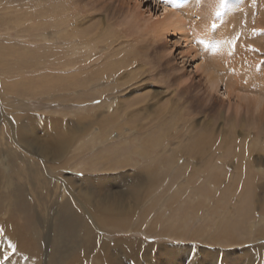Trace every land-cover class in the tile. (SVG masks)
Wrapping results in <instances>:
<instances>
[{"label": "rangeland", "instance_id": "rangeland-1", "mask_svg": "<svg viewBox=\"0 0 264 264\" xmlns=\"http://www.w3.org/2000/svg\"><path fill=\"white\" fill-rule=\"evenodd\" d=\"M53 1L0 0V65L4 64V67L6 68L3 67L5 71H2L0 68V81H2V83L0 82V87L5 88V86L8 87L10 85L12 87V85H14L17 90V93H14V100L16 99L18 104H23L17 106V111L24 108L21 112L16 111L17 113H12V111L6 109L9 104L5 101L1 104L2 100L0 98V150L3 149L7 151V153L12 152L11 156L14 155L13 158H19L15 153V150L19 151L20 149L22 151V149L15 143L13 144L9 136L11 133L9 131L11 126L10 122H14L15 125L13 126L18 129L16 130L15 128V131H18L19 135V130L22 126L20 122L21 119H17V114L19 113L21 115L19 117L23 119L24 125H27L31 136H33L31 137L33 140H30L29 144L27 142L28 140H26L27 143L25 142V144L27 147L31 148L33 144H43V140L45 142V139L49 138L54 140L58 139L59 141L62 139L63 142H60L64 143L63 147L66 145V148L64 147L66 149H64V151H66L65 157L63 156V158H61V154H63V150H61L58 160L53 161L50 159L52 161H45L49 167L53 163L56 165L61 164L64 159L66 162L73 164L74 161V164H76L75 166H72V164L68 163V166H70L69 168L72 166V169H62L63 171L61 173H56L55 175L53 174L55 172L49 170V168L45 171L33 169L32 173L29 171L30 175L28 172H18V169L20 171L23 170V167L25 169L26 165L29 167V164H31L30 160L25 161L26 163L23 161L20 163L19 160L14 159L16 163L13 164L11 162L9 169L4 168V171H6L5 173H10L15 180V185L13 187L11 186L9 191L23 189L24 193H30L31 197L36 196L37 193V196H40L41 199L38 209L44 213L50 212L49 214L51 215H54L55 211L59 210L62 206L69 211V215L72 214V212L81 213L79 210V203L76 204V197L78 200L83 201L84 197L82 196L81 191L89 186L96 189L98 188L97 191H100L99 193H103L109 189L117 194L111 199V204L121 200L123 206L121 211H125L115 214L114 216L118 217L117 219L128 217L130 220H135L136 218V221L139 222L138 214H140L142 210H145L146 214L143 219L145 224L140 221L135 228L132 227L131 230H127V232L125 229L122 230L120 228L121 222L116 224L117 226L107 227L98 224V229L95 226H92V237L95 245L89 249V251L93 250V252L91 254L87 253L86 261L88 264H106L107 259L104 256L103 261L100 262L97 258L100 250L105 249L102 247V243H105L108 248V246L114 245L118 238H121L126 242L123 244L124 247H121V245L116 243L120 246H118L120 255L119 259H117L114 264H136L137 262L138 264H264V220L262 222L260 220V214L264 215V201L260 203V207L258 201V198L262 200L264 194V175L255 174L247 168H242L243 172L239 175L240 172L238 170H240V168L239 165H236L233 156L224 155L223 157H220V163L216 162L215 159L218 157L215 156L212 163L216 162L217 164L215 163L214 167L220 168L218 169L219 175H217V177L220 178V180L222 179L221 185H217V190L213 191L209 203H206L205 201L202 202L203 200L196 192V189L204 187L203 184L206 183L207 179L202 173L197 176L193 175V177L192 175H189L191 172L189 168L191 169V167L201 164L195 161H189L186 163L187 166L184 164V166L179 168V166L183 164V159H178L166 174L163 173L166 171V168H162L160 171L159 166L156 165V167L158 166V174L160 176L157 174L156 177H152L151 180H145L147 178V174L145 173L148 169L147 167H153L155 165L153 164L155 163L154 160L161 159L162 157H158V152H153L148 154L149 157L147 156L146 161L145 159H141L139 154L134 150L137 148L141 150L143 149L135 143L137 141H135V137L142 133L132 130L130 123L127 125L125 124L126 112L139 109L138 116L129 114L130 121L133 118L137 120V124L142 123L145 126V129H152L154 127L152 123H154L156 117L155 111H159V108L165 106V103L170 104L169 99L173 95L175 85L179 81L178 79L181 81L187 79L185 83L192 80L195 83L203 84L201 80H204V78L199 74L201 69L194 72L196 69L195 65L200 64V66H203L207 62V52L204 51V48L207 46L212 48V45L216 44L217 37L216 35L214 37V30L211 29L210 37L201 40L200 35L196 34L198 30L196 28L192 29L190 26L192 23L196 24L200 17L188 18L186 22L187 26L185 25L187 41H184V39L179 37L177 33H170L163 36L164 40L161 39L159 42L153 37V34L150 33L148 28L151 26L152 17L156 18L154 15H159L161 13V6L166 4L164 0ZM202 1L203 0H189L194 10L197 6H202ZM59 6L64 7L65 9L61 8L63 10H60ZM68 8L74 11L70 12ZM39 9L41 10L39 11ZM66 11L68 12L65 13ZM47 12L48 14H46ZM12 14L15 15V17L14 19L9 20L8 17H11ZM19 16H22L25 21L19 22ZM62 20L63 23H61L57 29H51L52 26L49 25L50 22H55L57 25V22ZM13 22L24 24L33 23L34 25L24 30L23 28L16 26V24L14 25ZM41 22H47L48 27L40 32L38 25ZM35 26L36 28L34 29ZM110 30L112 34H107L105 32H109ZM42 32H45L44 35L41 34ZM104 32L107 35H105V38L109 37L107 38L108 40L105 38L103 39L104 36L102 37V35H104ZM92 33L99 35L100 38L98 41H88V38H90ZM66 35H69L70 37L65 39L64 37ZM110 37H112L114 41L113 39H110ZM151 38L153 40L152 44L150 43ZM70 40L74 41V43L69 42ZM204 40L206 44L204 43ZM88 43L91 44L90 48ZM73 51H76L77 54ZM47 53L53 55L56 59L62 58L63 62L73 58L78 60V62L74 61L75 64L66 66L65 68H62L61 66H44L41 68V55H46ZM100 59L102 61H100ZM127 60L133 62V69L138 67L136 77L138 75L140 76L137 77V83L134 86L128 85L127 91H124L122 94L120 93L121 95L115 94L116 92L109 94L106 89L108 84L105 83L104 80H101L94 83L95 85L90 86L82 95L83 97H86V100H90H85L84 102L77 104V101L73 102L76 95L68 90L62 91L58 81L55 79L56 74H58L57 72L60 70L63 71L64 76H67L68 74L72 75L75 71H81L84 73V71H88L90 67H96L99 62L104 64L107 61V66H109L108 70L113 71L119 64H121V62H126ZM24 67H26V70H24ZM143 67H149L150 69L151 67H154L158 69L161 73L159 74L160 79L156 80L155 77L157 72H151L150 69L145 73H141ZM150 72L151 75L147 77V73ZM123 75L125 74L123 73ZM165 76L169 79H175L176 82L172 84L165 78ZM22 80L23 83H19ZM135 81L133 80V82ZM20 85H22L23 88H18ZM12 90L15 91L14 89ZM220 91H222V89H220L219 85V92ZM213 94L215 95V98L218 97L216 98L218 100L222 97L219 93L214 92ZM240 94L245 95L244 92H240ZM55 95L60 96V98L50 97ZM83 97L79 98L83 99ZM121 98H123V102H121V108L118 109L116 114L118 120L115 122H108L106 117L111 113L112 108L118 106V104H113L112 107H109V104L116 101L119 103ZM224 99L227 102L228 99ZM14 100L11 98V101L15 102ZM105 100H108L107 103ZM235 104V99L233 97L230 100L229 112L234 111V107L237 106ZM240 104H243V102H240ZM85 105H87V107H85ZM144 106L148 109L142 110L141 108ZM237 107L240 115L244 116L245 110L243 107L241 105ZM106 113L107 116L105 117ZM201 115L202 114L197 116L196 119L204 120V116ZM149 118H153V120L149 122ZM254 130L255 131L251 132V142L255 141L257 143L260 141L258 146L262 149L264 147V132H261V130ZM150 134L156 135L155 137H157L158 132L157 130H154L153 132L150 130L147 131L146 135ZM239 134H241V132H239L238 135ZM144 135L145 131L141 136ZM67 136H70V138L67 139ZM35 139H37V141H34ZM1 141H3V144ZM163 141L165 142L166 139H163ZM241 142L243 144L237 148L239 151L245 149L243 146L247 141ZM144 146V152L149 153L152 150V145L146 144ZM169 147L168 152L174 148L173 144L169 145ZM245 147L247 150L251 149L249 143H247ZM260 147L259 149L257 148L258 150L251 153L252 161H257V159L262 160L261 166L259 167L257 163L256 168H264V153L260 151ZM132 149L133 152L130 153ZM106 153H110V155H107ZM26 154L32 160L40 161L38 157L29 153ZM118 155L123 156L122 159ZM112 157L113 159L111 160ZM126 157H128L130 161L137 160L135 161V166H130L125 161V163H122L119 168H102L105 163L108 164L110 162L113 164L114 159L119 158L120 160H124ZM165 157H169V155ZM14 165H16L17 169H14ZM201 167H205L206 169L207 166H204L203 164ZM180 171H184V173L179 174ZM1 175L2 172H0V181ZM40 175L43 176V179ZM69 175H71L72 178ZM55 176H58V179H54ZM164 177L166 178V182L164 181ZM223 177H225L226 180L223 179ZM46 178L48 183L49 180H52L53 183H49L50 185L46 183ZM243 178L245 180H243ZM70 179H72V182L69 181ZM68 181L70 184L68 183V187H65L64 183ZM156 182H158L159 186L157 189L151 186L152 184L155 185ZM105 183L107 185H104ZM146 183L150 184V186H147ZM75 184L78 187H76ZM151 190L153 191L151 193L152 195L150 194L147 201L143 202L144 196L146 195L144 192ZM5 191L9 192L8 190H4L0 185V209L3 211H6L4 209L5 202L3 200V194L6 193ZM70 192L73 193L72 197ZM175 194L177 195V198L172 199V197L176 196ZM97 196L99 197V195ZM135 202L140 206L134 205ZM84 203L87 206L88 201H85ZM149 203L150 205L148 206ZM54 206L55 210L53 209ZM88 206L91 208V205ZM29 207H31V204H29ZM91 209L95 215L97 213L96 208L92 205ZM158 218L159 220H157ZM17 220L20 221V218H17ZM256 221H260L262 224L258 223L259 225L255 226ZM231 236L237 238V242L230 241ZM129 239L131 241H128ZM132 241L140 243L141 250H143L142 248L145 250L146 248L150 249L149 252L153 256L144 257V255L141 254L131 256L130 254H133L131 249L133 250V248L130 247V243L127 244V242ZM153 249H162V251L160 254H157V250H154V253L152 252ZM106 250L107 249H105L104 252H106ZM1 251L2 249H0V252ZM122 251L129 253V256H125L127 253L123 255ZM44 252L45 250H41L39 254L42 258ZM58 253L59 251L56 250V248L52 247L50 249V255L53 257L52 264H58L55 262V259L68 255L65 256L67 257V264L69 260L74 257L78 258L76 255L80 254L76 253V255H73L71 252H68L69 254H64L63 252L57 255ZM205 255L207 257H205ZM79 258H81V256H79ZM37 260H39V258Z\"/></svg>", "mask_w": 264, "mask_h": 264}, {"label": "bare ground", "instance_id": "bare-ground-1", "mask_svg": "<svg viewBox=\"0 0 264 264\" xmlns=\"http://www.w3.org/2000/svg\"><path fill=\"white\" fill-rule=\"evenodd\" d=\"M25 1H28V0H25ZM50 1H53V0H50ZM195 1H197V0H195ZM251 1H253V2H251ZM42 2H43V0H42ZM60 2H61V0H60ZM62 2H63V0H62ZM74 2H76V1H74ZM202 2H203L202 6H200V7L197 6V8L194 10V8L190 4L189 0H168V2L166 3L167 5L163 4L161 6V13L159 15H154V17H156V18L152 17V23H151L150 28H148V30L150 31V33L153 34V37L159 42L161 41V39L164 40L163 36H165L166 34H170V33H177L179 35V37H182L184 39V41H187L188 39L186 36V26H187L186 22H187L188 18L191 19L193 17L194 18L200 17L202 19L199 18V20L196 22V24L192 23L190 26L192 29L196 28L198 30L196 32V34L200 35L201 40L204 38L206 39V38L210 37L211 25L214 22L218 25V28L216 30H214V37H215V35L217 37L216 43L220 42L221 40L230 39L237 32L240 33V38L237 41L234 52L231 50V46L227 43H221L220 47L215 52L212 50V48L210 46L205 47L204 51L207 52V56H206L207 62L203 66H200V64L195 65L196 69L194 71V72H197V71H199V69H201L199 74L201 76H203V78H204V80H201V82L203 84L195 83L192 80L189 81L188 83H185L187 79H185V81H181L180 79H178L179 81L175 85L173 95L169 99L170 104L165 103V106L160 107L159 111H155L156 117H155L154 123H152V125L154 126L152 129H147V128L145 129V126L142 123L137 124V120H135L133 118L130 121L129 114L133 115V116L134 115L138 116L139 109L135 110V111H131V112H126V121H125L126 123L125 124L127 125L130 123L132 130H134L136 132H140L143 134L145 131L144 136H141L142 135L141 134V135H138L135 137L136 138L135 141L137 140L135 143L140 148H143L142 150L138 149V148L134 150L139 154L141 159H143V160L145 159V161H146L148 154L153 153V152L154 153L158 152V157H162L161 159H155L154 160L155 163H153V164H155V165L153 167H151V166H150L151 168L147 167L148 169L145 171V173L147 174V178L145 180H149V179L151 180L152 177H156V175L158 174V166H159L160 171L162 168H166V171L163 170L164 171L163 173L166 174L167 172L170 171V168L177 162L178 159H183V164H181L179 166V168L181 166H184V164H186L189 161L190 162L195 161L197 163H200L201 165L191 167V169L189 168V170L191 171L189 175H192V177H193V175L197 176L198 174H201V173L204 174L207 181H206V183L203 184L204 187H199V189L197 188L198 190L196 189V192L200 195L201 199L203 200L202 202L205 201L206 203H209L211 198H212L213 191H216L217 187L219 185H221L222 179L220 180V178L217 177V175H219L218 169H220V168L214 167L215 166L214 164L216 162H218V163L221 162V160H219L220 157H223L224 155L233 156L235 158L236 165H239V168H240V170L237 169L240 172L239 175H241V172H243L242 168H244V169L247 168V169L251 170L253 173L258 174V175L259 174L264 175V168H256L257 163H258L259 167L261 166L262 160L257 159V161H252V158H251V153L255 150H258L260 147V146H258L260 144V141L257 143L255 141L251 142L252 141L251 140V137H252L251 132L255 131L254 129L261 130V132H264V32H258L257 34L253 35V29L264 30V0H228V4L224 10L225 13L222 14L221 17H214V15H213V13L215 11V6H216L217 0H203ZM74 5H76V4H74ZM70 7H72V6H70ZM28 8H30V7H28ZM61 8H64V7H60V10H63ZM42 9H43V7H42ZM22 10H23V8H22ZM40 10L41 9H39V11ZM69 10H70V12L72 11L71 9H69ZM31 11H33V10H31ZM44 12H45V10H44ZM67 12L68 11H66L65 13H67ZM46 14H48V12ZM27 15H29V14H27ZM52 15H53V13H52ZM14 17H15V15L12 14L11 17H8V19L9 20L14 19ZM50 18H53V17H50ZM18 21L23 22L25 20L23 19L22 16L21 17L19 16ZM50 21H52V20H50ZM19 22H17V23L13 22V23H14V25L16 24V26L23 28L24 30L27 28H30L34 25L32 23L33 21L31 22L32 24H24V23H19ZM61 23H63V20L58 21L57 25L55 24V22H50L49 25L52 26L51 29H57ZM98 24H99V22H98ZM38 26H39V31L41 32V31L47 29L48 23L47 22H41V23H39ZM96 26H97V24H96ZM100 27H102V26H100ZM35 28H36V26L34 27V29ZM105 32L107 34H112L111 30L109 32L108 31H105ZM105 32H104V35H102V37L104 36L103 39L105 38V35H106ZM44 33L42 32L41 34L44 35ZM69 37H70L69 35H66L64 38L67 39ZM112 37H113V35H112ZM112 37H110V39H113ZM99 38H100L99 35L92 33V35H90V38H88V41L89 42L90 41L95 42V41H98ZM107 38H109V37H106L105 39L108 40ZM113 41H114V39H113ZM152 41L153 40L151 38V42H150L151 44L153 43ZM69 42L74 43V41H71V40ZM204 43H205V40H204ZM212 43H211V45H212ZM248 45H251L252 48H254V49H258V51L249 50V48L247 47ZM84 46H86V45H84ZM88 46L90 48L91 44L88 43ZM91 49H92V47H91ZM91 49H90V51H91ZM76 54H77V52H76ZM41 56H42V61L40 59L41 68L44 66H49V67L50 66H59V67L61 66L62 68H65L66 66L75 64L74 61L78 62V60H75L74 58L63 62L62 58L56 59L53 55H50L48 53L46 55L42 54ZM127 57H128V55H127ZM119 60H121V59H119ZM100 61H102V60L100 59ZM107 61L104 64L103 63L101 64V62H99V64H97V66L95 65L96 67H90V69L88 71H84V73H82L81 71H75L72 75L68 74L67 76H64L63 71L60 70L57 72L58 74H56L55 79L58 81L60 89L62 91L68 90L70 92H73L76 95L75 100L73 102L77 101V104L78 103L80 104L81 102H84L86 100L85 99L86 97L85 96L83 97L82 95L88 90V88L90 86L95 85L94 83H96L97 81H101V80L103 81L104 80V82L108 84V87L106 88L108 93L112 94L113 92H116L115 94H117V95L120 93L121 94L124 93V91H127L128 85L134 86L137 83V81H138L137 77L140 75H138L136 77V75H137L136 72L138 71V67L133 69V66H132L133 62L132 61L130 62L127 60L126 62H121V64H119L117 66V68H115L113 71L108 70L109 66H107V64H108ZM114 66H116V65H114ZM3 67H4V64L0 65V68L2 71L5 68V67L4 68ZM93 68H94V70H93ZM156 68H157V65H156ZM156 68L151 67V69H150L149 67L148 68L143 67L141 69V73H145V72L149 71V69H150L151 72H155V73L157 72L155 78H156V80H159L160 79L159 74H161V73ZM24 70H26V67H24ZM151 72L147 73V77L149 75H151ZM123 73L125 75H123ZM165 78L168 79L172 84H174L176 82V80L175 79L173 80V78L169 79L167 76H165ZM135 79H136V81H135ZM133 80L135 82H133ZM0 82L2 83V81H0ZM21 82L23 83V80L20 81L19 83H21ZM198 82H200V81H198ZM219 85H220V89H222V91H220V92H219ZM21 87L23 88L22 85L18 86V88H21ZM12 89H14L15 91H13ZM20 90H22V89H20ZM15 92L17 93V90L14 87V85H12V87L10 85L8 87L5 86V88L3 87L0 89V93H1L0 98L2 100L1 101L2 103L1 102L0 103L3 104L4 103L3 101L7 102L9 105L7 106L6 109H9L10 111H12V113H17L19 111L21 112V111H23L22 109H24V108H22L19 111H17V106H20L23 104H21V103L18 104L17 100L16 99L14 100V96H15L14 93ZM214 92L219 93V94H221L222 97L228 99L227 102L222 97L219 100L216 99L218 97L215 98V95L213 94ZM240 92H244L245 95H241ZM143 94H145V93H143ZM249 94H252V95H249ZM114 96H116V95H114ZM50 97L51 98H60V96H56V95L50 96ZM79 97L80 98L83 97V99H80ZM231 97L232 98L234 97L235 103H236L235 105H237V106L241 105L243 107V109L245 110L244 116L240 115V112H239V109L237 106L234 107V111L229 112L230 100L232 99ZM11 98L15 102L11 101ZM122 99L123 98L120 99L121 101H119V103L116 101L114 103L112 102L111 104H109V107H112L113 104H116V105L118 104V106H115L114 108H112V111H111V113L108 114V116L106 113L105 117L107 116L106 118H107L108 122H111V121L115 122L116 120H118L116 114L118 112V109L121 108L120 107L121 102H123ZM214 99H216V100H214ZM24 100H25V98H24ZM88 100H90V99H87L86 101H88ZM107 101H106V103H107ZM240 102H243V104H240ZM132 103H134V102H132ZM29 106H30V104H29ZM85 107H87V105H85ZM65 108H67V107H65ZM77 108H78V106H77ZM6 109H5V111H6ZM141 109L147 110L148 108H146L144 106ZM161 109H163V110H161ZM4 114H2V115H4ZM145 114H148V113H145ZM200 114H202L204 116V120L203 119H196V117L199 116ZM17 116H18L17 119H21L20 122L22 125L20 130H19V135H18V131L17 132L15 131L16 127L13 126V125H15L14 122H10L11 126H10L9 131L11 133L9 136H10V140L13 142V144L15 143L19 148L22 149V151L20 149H19V151L15 150V153L17 154V156L19 158H13L14 155L11 156L12 152L7 153V151H5L3 149L0 150V172H2L0 185H1V187L4 188V190L9 191L11 189V186L13 187L15 185V182H14L15 180L11 176V174L5 173L6 171H4V168L5 169L10 168L11 162L13 164L16 163V161L14 159L19 160L20 163H21V161L26 163L25 161H29V160L31 162V164H29V167L27 165H26L25 169L23 167L24 171L23 170L20 171L18 169L19 173L20 172H28L30 174V172L31 173L33 172V169L45 171L46 169L49 168V170L55 172V173H53L55 175L56 173H61L63 171L62 169H72V166L73 165L75 166L76 163L74 164V161L72 164V163L64 161L65 160L64 159L63 160L64 162L62 161L61 164L56 165L55 163H53L49 167L45 163V161L46 160L47 161L58 160V158L60 156L59 153L61 150H63V154H61V158H63V156L65 157L66 151H64V149L66 148L65 147L66 145L64 146L65 147L64 148L63 147L64 143L60 142V141H62V139H60V138H59L60 141L58 139L54 140V139L49 138V139H45V142L43 140V142H42L43 144H40V145L33 144L31 148L27 147V145L25 144L26 140H28L27 142L29 144V141L33 140V139H31V137H33V136H31L30 130L27 128V125H24L23 119L21 117H19L21 115L18 113ZM3 118H4V116H3ZM23 118H25V117H23ZM79 120H80V118H79ZM152 120H153V118H149V122H151ZM143 128H144V131H143ZM16 130H18V129L16 128ZM149 130L151 132H153L154 130L155 131L157 130V132H158L157 137H155L156 135H153V134L146 135L147 131H149ZM239 132H241V134L238 135ZM50 135H52V134H50ZM97 135H99V134H97ZM118 135H120V134H118ZM69 138H70V136H67V139H69ZM102 138H104V137H102ZM97 139H99V138H97ZM163 139H166V141L164 142ZM253 140H255V139H253ZM34 141H37V139H35ZM65 141H67V140H65ZM148 141H150V142H148ZM241 141H247L246 144L249 143L251 149L247 150L245 147L246 144H244L243 147L245 149H243L241 151L237 150V148L243 144ZM2 142L3 141H1V143ZM23 143H24V145H23ZM75 143H76V140H75ZM146 144L152 145L151 146L152 150L149 153H146L143 151L144 147H145L144 145H146ZM171 144H173L174 148H172L170 150V152H168L169 148H170L169 145H171ZM134 148H136V147H134ZM67 150H68V148H67ZM260 151H262L264 153V147L262 149L260 147ZM69 152H72V151H69ZM131 152H133V149L130 151V153ZM26 153H29V154H32L33 156L38 157V159L40 161L38 162V160H32L30 157L27 156ZM107 155H110V153H108ZM167 155H169V157H165ZM151 156H152V154H151ZM215 156H217L218 158L215 159L216 160L215 163H212ZM119 157L122 159L123 156H119ZM100 158H102V157H100ZM50 159H52V160H50ZM112 159H113V157L111 158V160ZM9 160H10V162H9ZM97 160H100V159H97ZM125 161L127 162L128 165L135 166V164H136L135 161H137V160L130 161V159H128V157H126L124 160H120L119 158H117V159H114L113 164L110 162L108 164L102 163L104 167H102V166H98V167H102V168H106V169H110L111 167H112L111 169L119 168L122 163H125ZM30 162H28V163H30ZM97 162H99V161H97ZM68 163L72 164L71 168H69L70 166H68ZM203 164H204V166H207L206 169H205V167L204 168L201 167ZM17 165H18V163H17ZM49 165H50V163H49ZM156 165H158V166L156 167ZM185 166H187V164ZM179 168H178V170H179ZM215 168H217V169H215ZM235 168H237V167H235ZM14 169H17L16 165H14ZM14 169H13V172H14ZM38 172H40V171H38ZM114 173H116V172H114ZM177 173H178V171H177ZM182 173H184V171L179 172V174H182ZM161 175H163V174H161ZM247 175H249V174H247ZM69 176H71V175H69ZM25 177H26V175H25ZM42 177L43 176H41V178ZM189 177H191V176H189ZM71 178H72V176H71ZM85 178H88V177H85ZM52 179H53V177H52ZM54 179H58V176H55ZM138 179H140V178H138ZM223 179H225V177H223ZM165 180H166V178L164 179V181ZM217 180H218V183H217ZM243 180H245V179L243 178ZM38 181H39V178H38ZM46 181H47L46 183H48L47 178H46ZM69 181L72 182V179H70ZM69 181L65 182V183L62 182V183H64L65 187H68V185L70 184ZM237 181H238V179H237ZM34 182H36V181H34ZM60 182H61V180H60ZM252 182H254V181H252ZM49 183L52 184L53 181L49 180ZM102 183H103V181H102ZM36 184H38V183L36 182ZM146 184H147V186H150V184H148V183H146ZM104 185H107V184L105 183ZM70 186H72V185H70ZM75 186L78 187L76 184H75ZM75 186H74V188H75ZM151 186L154 187L155 189H157L159 187L158 182H156L155 185L152 184ZM142 187H143V185H142ZM79 188H81V187H79ZM168 188H166V189H168ZM97 189L92 187V186H89V187H86L85 190H82L81 191L82 196L84 197L83 201L78 200L76 197L77 195H76L75 196L76 201H77L76 204L79 203V207H80L79 210L81 211V213L72 212V214H70V215H69V211L66 208H64L63 206L59 210H56L54 215L49 214L50 212H48V213L42 212L40 209H38L39 203L41 202V199H40V196L39 197L37 196V193H36V196L31 197L30 193L29 194L24 193L23 189L12 190L9 192L5 191L6 193L3 194V200L5 202L4 209L6 211H3L2 209H0V249H2V251L0 252V262H1L0 264H52L53 257H52V255H50V249L52 247L56 248V250L59 251V253L57 255H59L63 252H64V254L71 252V254H73V255H76V253H80L79 255H76L78 258H75V257L72 258L71 260H69V262L67 264H88L86 261L87 253L91 254L93 252V250L89 251V249H91L95 245L93 237H92L93 236L92 226H95L98 229V224L100 226L107 227V226H117L116 224L121 222L120 228L122 230L125 229L127 232V230H131L132 227L135 228L137 226V223H139L140 221H142V222L144 221L143 220L145 217L144 215L146 214L145 210H142L140 212V214H138L139 215L138 216L139 222L136 221L137 220L136 218H135V220H133V219L130 220V218H128V217H121V219H117L118 217L114 216L115 214H117L118 212H125V211H121L123 209V206L121 204V200L117 201L114 204H111V199H113L117 194L110 191L109 189L108 190L106 189L107 191H105L103 193H99L100 191H97ZM155 189H152V190H155ZM1 190H2V188H1ZM152 190L148 191V192H144L146 195L144 196L143 202L147 201L149 195L153 192ZM69 191H71V190H69ZM41 194H43V193H41ZM96 194L99 195V197ZM70 195L72 197L73 193L70 192ZM101 195H104V196H101ZM118 197H119V195H118ZM135 197H136V195H135ZM176 198H177V195L172 197V199H176ZM263 199H264V194L262 196V200L258 198L259 207H260V203H262V201H264ZM153 200H154V198H153ZM85 201H88L87 206L91 205V208H92V205H93L96 208L97 213L95 215H94L92 209L89 208V206L88 207L86 206V204L84 203ZM25 204H27V205H25ZM29 204H31V207H29ZM152 204H153V202H152ZM134 205H138V203L136 204V202H135ZM149 205H150V203L148 204V206ZM138 206H140V205H138ZM130 207H131V205H130ZM133 208H134V206H133ZM53 209L55 210V206L53 207ZM75 211H76V209H75ZM122 216H124V215H122ZM131 216H133V215H131ZM260 217H261L260 220L262 222L264 220V215L260 214ZM17 218H20V221L17 220ZM249 218H250V216H249ZM157 220H159V218ZM157 220H155V221H157ZM261 222L256 221L255 226H258ZM152 225L154 227H156L154 224H152ZM171 228H174V227H171ZM223 233H224V231H223ZM229 235H230V233H229ZM75 239H76V241H75ZM101 241H103V240H101ZM128 241H131V240L129 239ZM230 241L237 242V238L231 236ZM124 242H126V241L122 240L121 238H118L117 242H115L114 245H112V246H108V248L105 245V243H102V247H104L107 250H106V252H104L105 249L100 250L98 255L99 256L102 255V256L97 257L98 261L99 262L103 261V259H104L103 256H104L107 259L106 264H114V262L117 259H119V255H120V251H119L120 246L119 245H121V247H124L123 246V244H125ZM116 243H118L119 245ZM127 244H129V246L132 247L134 250L133 251L131 249V252L133 253V254H130L131 256L132 255L137 256L140 254L144 255V257L153 256L149 252L150 249L146 248V250H145L144 248H142L143 250H141V247L139 245L140 243H135L134 241H132V242H127ZM137 244H138V246H137ZM42 247H43V249H42ZM39 250H40V252H41V250H45L43 258L39 255L40 254ZM154 250L155 251L157 250V254H160L162 251V249H153V251H152L153 253H154ZM122 253H123V255H125L127 252L122 251ZM65 256H68V255H65ZM65 256L62 258L60 257L58 259H55V262L58 264H66L67 257H65ZM79 256H81V258H79ZM125 256L128 257L129 253H127ZM205 257H207V256L205 255ZM38 258H39V260H37ZM203 258H204V256H203ZM149 262H150V260H149ZM136 264H138V262Z\"/></svg>", "mask_w": 264, "mask_h": 264}, {"label": "snow or ice", "instance_id": "snow-or-ice-1", "mask_svg": "<svg viewBox=\"0 0 264 264\" xmlns=\"http://www.w3.org/2000/svg\"><path fill=\"white\" fill-rule=\"evenodd\" d=\"M164 2L167 3L168 0H164ZM227 4H228V0H217L216 6H215V11L213 13L214 17H221L222 14L224 13V10H225ZM217 28H218V25L215 22L212 23L211 29L216 30ZM258 32H264V30L253 29V35L257 34ZM239 38H240V33L237 32L230 39L221 40L220 42L213 44L212 50L215 52L220 47L221 43H227L231 46V50L234 52L237 41L239 40ZM247 47L249 48V50L258 51V49L252 48L251 45H248Z\"/></svg>", "mask_w": 264, "mask_h": 264}]
</instances>
